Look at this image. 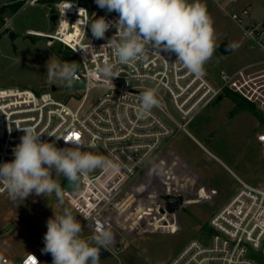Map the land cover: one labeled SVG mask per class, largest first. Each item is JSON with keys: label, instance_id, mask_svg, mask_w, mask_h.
I'll return each instance as SVG.
<instances>
[{"label": "built area", "instance_id": "2783aa9c", "mask_svg": "<svg viewBox=\"0 0 264 264\" xmlns=\"http://www.w3.org/2000/svg\"><path fill=\"white\" fill-rule=\"evenodd\" d=\"M212 1L264 54V20H255L249 7L236 8L238 0ZM70 4H59L56 28L42 36L48 43L59 42L75 54L81 64L78 75L79 80L85 81V92L72 109L67 101L50 94L40 95L32 88H1L0 164L15 159L13 149L24 135L17 127L36 128L43 134L42 142H54L58 148L75 147L65 140L71 137L75 141L76 134L79 148L86 139L93 146H101L105 157L117 163L120 170L97 168L82 178L79 191L68 190L66 179L63 188L65 199L95 233L98 227L107 228L104 212L121 193L120 186L140 175L163 141L185 131L193 116L212 101L231 92L264 114V56L232 71L215 74L207 70L197 77L175 63V53H159L149 47L142 59L119 66V76L107 82L98 68L105 58L112 60V50L101 46L117 30L110 27L105 39H96L84 24L91 23L93 14L110 22L117 21L119 14L92 5L88 12L75 0ZM39 32L30 30L28 34L36 36ZM94 88L101 93L84 109L87 94ZM149 88L158 90L159 103L145 111L141 95ZM257 138L264 145V131ZM3 193L6 191H0ZM30 254L39 264H52V256L42 262L34 252L3 256L0 264H25ZM166 264H264V181L260 187H241L210 218L208 237L192 239Z\"/></svg>", "mask_w": 264, "mask_h": 264}, {"label": "rangeland", "instance_id": "374dc122", "mask_svg": "<svg viewBox=\"0 0 264 264\" xmlns=\"http://www.w3.org/2000/svg\"><path fill=\"white\" fill-rule=\"evenodd\" d=\"M15 1H23L17 11L12 8L2 11L0 8V89L32 88L40 95L50 94L67 101L74 109L85 92V81L74 82L71 89L58 84L49 85L46 81L47 63L49 59L50 62H75L78 69L81 64L64 45L48 43L42 36L43 32L52 31L48 13L57 10L62 2L70 7L74 0H0V7ZM240 1L250 8L255 20H264V0ZM200 2L212 18L216 34V51L204 65V71L219 74L246 63L249 51L241 46L244 40L241 28L212 0ZM91 5L93 8L98 6L95 1ZM30 30L41 32L32 36L28 34ZM9 31L17 34L14 40L9 37ZM224 41L234 44L232 54L220 52ZM255 56L252 54L250 59ZM100 93L99 88L91 89L84 109ZM230 93H224L222 100L218 98L202 109V113L210 118L206 119L198 139L187 134V130L167 138L150 159L148 167L120 186L121 193L104 212L107 228L115 239L108 248L111 254L100 260V264H166L192 239L208 237L210 218L231 197L228 191L233 188L235 180L217 158H222L231 170L243 169L245 173L254 174L263 166L264 147L259 152V160L252 161L244 139L254 130L257 133L264 131V114L252 105L237 103V97ZM226 97L235 105L234 108L231 105L229 111ZM167 103L171 106L168 98ZM224 111H228L231 117L222 119ZM217 116H221L222 121H217ZM83 144L81 151L105 156L101 146H93L87 139ZM167 148H174L177 156L162 158ZM186 167L190 169L186 170ZM52 178L64 188L65 177L56 175L53 170ZM191 187L199 193L189 192ZM200 190L206 200L207 194L210 196V201L201 197ZM160 193L180 194L183 203L168 211ZM64 207H71L77 220L83 224L75 207L66 199L65 204L60 205L55 193L46 197L33 193L25 200L16 201L9 199L7 192L0 194V260L3 256L18 257L34 252L42 262H47L51 254L42 252L47 221L54 216V211L61 214ZM84 227L83 236L90 238L94 231L86 226V222Z\"/></svg>", "mask_w": 264, "mask_h": 264}, {"label": "clouds", "instance_id": "9594fccd", "mask_svg": "<svg viewBox=\"0 0 264 264\" xmlns=\"http://www.w3.org/2000/svg\"><path fill=\"white\" fill-rule=\"evenodd\" d=\"M95 2L101 9L119 14L115 22L105 17L96 18L93 14L89 18L91 23L84 24L90 27L96 39H105L110 27L117 30L107 44L101 46L112 50V60L105 58L98 68L107 82L119 76V66L142 59L149 47L159 53H175V63L182 64L197 77L203 75L204 65L216 51L213 21L200 0H192L191 3L189 0ZM78 80V65L75 62H50L49 59L46 72L49 85L58 84L71 89ZM157 92V89L149 88L142 93L141 103L145 111L158 105ZM17 129L22 130L24 135L13 149L15 159L0 164V185H3L0 191H6L12 201L25 200L33 193L45 197L55 193L59 204L64 205L65 193L53 180V170L73 184L74 191L78 190L82 178L97 168L113 172L120 170L117 163L105 156L81 151L80 138L75 141L71 137L67 140L63 138L76 146L58 148L54 142H42L40 137L43 134L34 127ZM114 239L113 232L106 227H98L90 238H85L82 225L71 207H64L61 214L54 211V216L47 221L42 252L51 254L52 264H100V249H108ZM25 264H39V261L30 254Z\"/></svg>", "mask_w": 264, "mask_h": 264}, {"label": "crops", "instance_id": "0c3cea01", "mask_svg": "<svg viewBox=\"0 0 264 264\" xmlns=\"http://www.w3.org/2000/svg\"><path fill=\"white\" fill-rule=\"evenodd\" d=\"M243 7H248V6H246L244 3H242V1L238 0V2L236 4V8L240 9V8H243ZM243 37H244V40L242 41V45L241 46L243 48H246L249 51V54L246 57L248 62L246 61V63H244L242 65L251 63V62L255 61L256 59L264 56V54L261 52V50L258 47L253 46L252 42L248 38H246L244 35H243ZM229 46L232 48V51L229 52V53H227V54H225V55H229V54H232L234 52V44H229ZM254 53L256 54V56L253 59H250L251 55L254 54ZM242 65H239L237 67H240ZM223 98H224V96H223ZM223 98L221 97L218 100L220 101ZM226 98H227L226 100L229 102V109H228V111H229L231 109V105H232V103L230 102V99L231 98H229V97H226ZM234 107H235V105L233 106V108ZM228 111H227V113H226V111H224V117H221V116H219V117H221L222 119L230 118L231 116L228 114ZM219 117L217 116V121H219V120L222 121V119L219 118ZM207 118H210V116L208 114L202 113V109L200 111H198L193 116V118L189 121V123L187 124V129H186L187 130V134L192 135L194 137V139H198L197 138V137H199L198 135H202L201 129H203L204 124L206 123V119ZM189 126H190V129L188 128ZM254 131L251 132V133H249V134H246L244 141L246 143L245 147H248V149L251 152L250 153L251 154L250 160L257 161V160H259V156H260V153L259 152L262 150V147H264V145L258 140V138H257L258 137V133L257 132H254ZM168 155H171L172 157L173 156L176 157L177 156V152H175L174 148H167L165 150L164 155L162 156V158L163 157H166ZM214 156H216V155H214ZM216 158H217V156H216ZM217 159L227 168V170L230 172L229 173L230 176H232L234 178V180H235L234 181L235 184H234L233 188L228 191V195L229 196L232 197L243 186L260 187L262 185V183L264 181V164H263L262 167L258 168V170L256 172H254V174H252V173H245V171L243 169H237V168H235L234 170H231L230 166L222 158H217ZM183 163H185V162H183ZM187 169H190V168H187L186 167V170ZM188 189H189V192H191V190H192V192H193L192 194H198L199 193V191L195 190L193 187L188 188ZM200 195H201V197H203L201 190H200ZM203 198L205 199V197H203ZM207 201H210V196L208 194H207V200H206V202ZM182 203H183V201H182ZM75 211L78 213V211L76 209H75ZM79 215H81V214H79ZM82 220H83L82 227L85 228L84 227L85 220H84L83 216H82Z\"/></svg>", "mask_w": 264, "mask_h": 264}, {"label": "water", "instance_id": "95a60500", "mask_svg": "<svg viewBox=\"0 0 264 264\" xmlns=\"http://www.w3.org/2000/svg\"><path fill=\"white\" fill-rule=\"evenodd\" d=\"M93 0H76V4L80 7L86 8V10L89 12L91 10V3ZM58 18L59 13L58 11L50 12L48 13V21L50 25V29L54 30L58 24ZM9 37L14 40L17 34L14 31H9ZM220 52L223 54H227L232 51V48L229 46L227 41H224L221 46ZM53 90H56L55 86H52ZM66 187L68 190L74 191V186L70 182L67 181ZM82 187V180L80 182L79 188L77 191H79ZM162 196V193H160V197ZM163 199V198H162ZM164 200H166V207L165 209L168 211H173L180 207L182 204V196L179 194H170L167 197H164ZM111 254V251L109 249L101 248L99 258L100 260L108 257Z\"/></svg>", "mask_w": 264, "mask_h": 264}, {"label": "trees", "instance_id": "16d2710c", "mask_svg": "<svg viewBox=\"0 0 264 264\" xmlns=\"http://www.w3.org/2000/svg\"><path fill=\"white\" fill-rule=\"evenodd\" d=\"M23 1H15L13 3H7L3 6H1V10L4 11L7 8H12L13 11H17L18 7L20 6V4H22ZM56 11V10H55ZM54 12V11H53ZM230 95H235L237 97V103H241V104H249L252 105L251 103L245 101L244 99H242L241 97H239L238 95L234 94V93H230ZM253 107H255L254 105H252Z\"/></svg>", "mask_w": 264, "mask_h": 264}, {"label": "bare ground", "instance_id": "6f19581e", "mask_svg": "<svg viewBox=\"0 0 264 264\" xmlns=\"http://www.w3.org/2000/svg\"><path fill=\"white\" fill-rule=\"evenodd\" d=\"M168 195H170V194L169 193L162 194L161 198L164 199V197H167Z\"/></svg>", "mask_w": 264, "mask_h": 264}, {"label": "snow or ice", "instance_id": "6c2138e0", "mask_svg": "<svg viewBox=\"0 0 264 264\" xmlns=\"http://www.w3.org/2000/svg\"><path fill=\"white\" fill-rule=\"evenodd\" d=\"M76 138L79 139V134H76Z\"/></svg>", "mask_w": 264, "mask_h": 264}, {"label": "flooded vegetation", "instance_id": "af4514ba", "mask_svg": "<svg viewBox=\"0 0 264 264\" xmlns=\"http://www.w3.org/2000/svg\"><path fill=\"white\" fill-rule=\"evenodd\" d=\"M165 202H166V200H165Z\"/></svg>", "mask_w": 264, "mask_h": 264}]
</instances>
